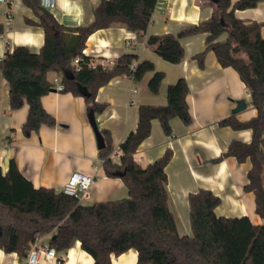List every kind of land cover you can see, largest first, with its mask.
I'll use <instances>...</instances> for the list:
<instances>
[{"label": "trees", "instance_id": "1", "mask_svg": "<svg viewBox=\"0 0 264 264\" xmlns=\"http://www.w3.org/2000/svg\"><path fill=\"white\" fill-rule=\"evenodd\" d=\"M22 2L39 18L45 32L44 46L37 54L26 46L8 50L0 60V67L9 86L11 109H19L25 103L29 106L23 126L25 135L57 123L41 101L54 88L48 80L50 72L62 77L63 92L84 97L88 110L96 115L105 109L104 104L96 101L97 92L115 77L128 76L137 84L153 73L149 90L159 94L165 74L156 71L153 62L124 54L109 68L102 64L94 66L96 60L84 53L91 34L113 25H123L140 37L145 35L158 0H101L93 22L75 28L60 24L51 11L41 7L40 0ZM262 2L204 0V4L213 8L209 20L187 27L177 35L152 36L148 46L163 60L179 64L185 56L181 39L205 33L207 48L194 57L199 67L204 68L207 52L213 51L222 67H231L239 73L257 115L248 121L231 116L221 125L234 130L250 129L252 141H232L227 153L217 161L224 157H235L240 163L250 160L245 191L254 194L256 213L264 220V22L236 15L237 11L255 9ZM3 31L0 24V34ZM224 34L227 39L220 41ZM77 57L81 60L75 68L73 61ZM188 94L187 81L180 78L168 87L167 105L139 107L137 129L120 146V164L111 159L114 148L110 132L101 131L106 147L99 154L105 172L123 180L129 190L126 199L82 205L78 198L64 191L36 188L14 160L7 172L0 169V249L26 260L37 240L52 234L50 245L57 252H66L79 242L93 257L94 264H112V255L131 249L138 253V264H264V223L256 225L246 216H218L220 197L200 189L189 195L192 236L182 235L168 194L166 167L173 151L168 149L163 157L146 167L135 159L137 150L151 134L154 120H159L167 137L172 136V119L191 124Z\"/></svg>", "mask_w": 264, "mask_h": 264}, {"label": "crops", "instance_id": "2", "mask_svg": "<svg viewBox=\"0 0 264 264\" xmlns=\"http://www.w3.org/2000/svg\"><path fill=\"white\" fill-rule=\"evenodd\" d=\"M101 0H56L52 14L67 28L87 26L94 20V11ZM7 14L12 16L6 25ZM213 8L204 0H158L147 32L143 36L127 30L123 25L101 29L88 38L84 53L103 64L114 62L124 54L138 56L139 61L154 63L156 71L164 72L165 78L159 94L150 92L148 83L153 73L134 84L128 76L113 78L99 88L96 101L105 109L96 115L99 130L111 134L115 155L112 162L121 163L120 146L138 125V109L141 105L165 106L167 91L180 78L187 81L192 122L185 125L180 119L171 120L172 136L167 137L159 120L152 122L150 136L141 144L135 159L143 167L154 164L165 152L173 151V158L166 167L170 206L178 220L182 235H192L190 224L189 195L200 189L212 191L220 197L218 216L229 218L249 217L252 223L262 225L264 220L256 213L255 196L246 192L251 162L224 157L232 141L250 143V129L234 130L221 125L231 116L248 121L257 115L250 105V97L239 73L231 67H222L213 51L205 57L200 68L194 57L207 48V34H197L181 39L184 60L171 64L148 46L152 36L177 35L181 30L207 21ZM239 18L264 22V2L255 9L237 11ZM0 60L9 50L26 46L33 53H40L45 43V32L39 18L25 6L22 0H0ZM264 37V27L262 29ZM227 34L220 41L227 39ZM61 56L60 52L57 53ZM62 77L54 72L48 80L54 88L42 98L44 109L56 119L54 127L42 126L38 132L25 135L23 126L29 106L12 110L10 90L0 67V169L5 173L14 160L20 172L36 187L64 191V186L74 172L93 177L90 198L80 204L92 205L117 201L129 197V190L121 178L107 176L94 130L88 119L85 98L70 92L58 91L56 80ZM239 100H245L246 108L234 115L232 110ZM51 235L42 237L39 243L50 244ZM62 260V262L60 261ZM112 264H138V253L131 249L121 255L111 256ZM0 264H26L17 253H5L0 249ZM40 264H94L93 257L85 252L79 242L66 252H57L52 262Z\"/></svg>", "mask_w": 264, "mask_h": 264}, {"label": "built area", "instance_id": "3", "mask_svg": "<svg viewBox=\"0 0 264 264\" xmlns=\"http://www.w3.org/2000/svg\"><path fill=\"white\" fill-rule=\"evenodd\" d=\"M40 5L43 9L52 11L56 7V0H40ZM157 9V7H156ZM155 9V10H156ZM12 21V16L10 14H7L6 17V25L9 26ZM80 57H77L73 61V66L75 68H78L80 63ZM96 64H100L98 62H95L94 66ZM103 66H108L111 68L114 65V62L109 63H103ZM57 86L56 89L58 91H63L64 85L60 82V80H56ZM115 155V153L113 154ZM93 183V177L89 174H85L82 172H74L66 185L64 186V192L74 196L79 199H89L90 194L89 190L91 188V185ZM41 238L37 240V242L31 247V249L28 252V257L26 259V264H40L42 260H45L47 262H52L57 257V251L54 247H52L50 244L47 243H39Z\"/></svg>", "mask_w": 264, "mask_h": 264}, {"label": "water", "instance_id": "4", "mask_svg": "<svg viewBox=\"0 0 264 264\" xmlns=\"http://www.w3.org/2000/svg\"><path fill=\"white\" fill-rule=\"evenodd\" d=\"M245 108H246L245 100H239L236 103V107L232 110V113L234 115H236L238 113L243 112L245 110ZM88 119H89V122H90L93 130H94V133H95V136L97 139L98 148H99V150H102L106 147V143H105L104 136L101 133V130H99V128H98L96 114L93 110H90L88 112ZM121 176H122V174H121ZM54 238H55V236H53V239Z\"/></svg>", "mask_w": 264, "mask_h": 264}, {"label": "rangeland", "instance_id": "5", "mask_svg": "<svg viewBox=\"0 0 264 264\" xmlns=\"http://www.w3.org/2000/svg\"><path fill=\"white\" fill-rule=\"evenodd\" d=\"M192 236V235H191Z\"/></svg>", "mask_w": 264, "mask_h": 264}]
</instances>
